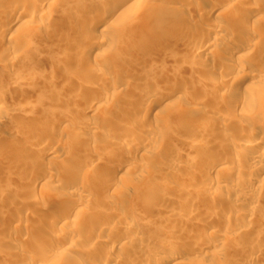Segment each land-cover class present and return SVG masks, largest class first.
<instances>
[{"label": "rangeland", "instance_id": "1", "mask_svg": "<svg viewBox=\"0 0 264 264\" xmlns=\"http://www.w3.org/2000/svg\"><path fill=\"white\" fill-rule=\"evenodd\" d=\"M235 1L238 5L232 1V5L226 3L224 9L219 10V12L226 13V17L217 18L210 15L209 18H206L208 21L212 20L209 23L201 22L200 19L197 21L202 12L195 11L196 0H183L181 2L180 0H147L145 3L136 6L130 15L123 16L115 26H111L112 23L107 25V20L106 23L103 21L104 23L101 22V25L92 28L97 34L96 36H104L108 40L103 48L105 52L92 59H86L84 56L78 63L72 61L71 58L68 60L69 57L67 56L64 57L63 47L66 45L69 49H74L77 40L84 38V35L79 32V27L84 21V13L88 7L84 0H54L49 3L47 8L48 18L35 16L31 19L28 18L29 22L24 25L26 32L18 30L16 33L4 37L3 41L0 38V264H13L15 261L31 262L30 259L33 255L26 252H16V247L30 246L29 248H32L39 240L52 241L58 232H62L61 226L59 224L52 225L51 220L54 211L58 210L60 214L64 208L56 204L40 207L36 205V202L42 194L51 192L59 195L65 193V190L62 189L61 185L53 182L51 183L53 188L49 191H42L39 187L31 189L28 184L35 181L34 170H31L32 173L26 171L31 175L24 174L23 171V174L21 172L19 174L18 171L22 162L30 157H37V164L39 165L37 171L43 168H55L59 161L58 164L68 165L69 171L86 172L87 170V174H89V177L84 181L89 185L88 187L78 188L81 190L68 193V196L78 200L90 215L89 220L84 224L90 232L85 228L87 232L83 230L84 233L77 234V241L70 245L66 251L68 255L74 257L73 264H102L109 257L105 246L113 244L115 235L117 233H123L125 237H127L126 234L129 235L126 233L124 224L113 223L107 214L111 215L112 212L122 209L124 211L121 212H125V217H131L135 222H138L145 217L146 211L150 209L159 208L161 211H165L171 210L172 207L176 208L177 203H175L176 205L171 203V199L163 197L160 198L161 200H156L155 195H150L142 188L135 187V184L141 183L142 180L152 175L146 172L148 166L143 169L146 173L143 170L141 172L138 170L129 174L130 182H133L131 184H129L130 182L128 184L120 183L112 186L106 192L102 186L98 185L107 174L105 173L107 168L100 162L103 152L108 151L112 154V159L105 160L110 169L125 158L134 161V163H146L152 156L151 152L144 147L145 141L148 140L146 138H140L137 141L138 144L136 143L137 145L129 150L109 143V141L120 139L122 141L127 140L126 142L129 143L131 140L127 135H121L119 130L106 128L102 123L109 116L123 120L127 114L131 113L139 118L134 123L136 128H142L146 131L154 130L149 139L155 143V148L157 146L156 152L154 150L156 156L158 155L164 160L171 155L183 156V159L187 161L200 159L202 166H199V163L197 168L190 167L196 170H193L195 171L194 178L207 176L210 180L217 181L214 187L209 186L205 190L222 197L221 201H219L220 199L219 202L216 201L215 209L208 208V201L207 204L205 201L200 205V207L205 206L207 213L201 214L198 222L206 221L209 223L207 228L199 229L181 219H176L174 224L172 223V228L177 233L179 232L181 235L185 232L184 234L187 235L183 234L186 237L182 239L180 245L187 237L189 239L185 240L186 243H184L185 247H188L187 253L177 254L176 259L179 260V263L264 264V197L262 196L261 199L257 200L241 199L235 204L232 202L236 199L235 197L240 196L234 190V186L239 183L246 189L248 188L249 192L259 189L264 192V173L259 172L260 167H264V159L255 164L245 160V158L239 159L237 155L241 154V151L231 140L234 136L243 137L247 133V128L243 127L242 122H245L249 117L248 120L257 124L261 129V136L259 135L258 138H260V145L264 150V78L258 79L249 75L248 78L241 79L249 72V74H256L264 70V53H261L263 42H256L255 49H253L255 50L254 54L249 53L246 58L231 56L230 54L233 43L239 39V36H243L244 28L247 30L255 28L264 33V0ZM17 2L26 8L32 3V0H0V13L5 9L20 13L24 9H15L14 4ZM165 6L173 10L175 15L163 23L161 30L141 33L140 26L130 27L132 23L147 18L152 19ZM253 7H260L261 9V13L257 17L250 19L244 25L236 21L239 16L244 18ZM182 15L191 17V20L184 21L185 23L183 22L179 26L180 18L185 17ZM26 18H24L25 21H27ZM2 23L0 20V26ZM216 25L227 27L231 32L232 40L229 42L226 40L224 42L213 41L204 50L195 52L192 48L196 38H192L191 41L180 38L181 34L189 29H198L195 32L198 34L199 32H207ZM47 30L54 31L55 36L52 35V39L62 40L64 45L56 46L50 41L39 42L40 33H45ZM137 34H140L139 38H137ZM95 39L96 37L92 38L93 41ZM184 41L186 42L184 43ZM19 42L21 45L18 44L14 47L16 49H13L16 59L9 66L2 54L7 53L8 45L14 46ZM203 56L205 57L203 58ZM43 57H46L47 60L44 61ZM136 64L140 69L138 70L139 73L137 72L139 78L133 73L134 75L132 74L130 78L133 77L128 79L132 80L129 82V84L131 83L130 86L135 85L132 83L134 76H136L137 83V79H139L137 85L141 87L144 84L149 86L151 84L153 91L142 90L141 97L130 98L129 89L131 87L129 86L127 89L123 87L120 91L111 90L113 91L111 98H104L102 96L104 90L107 91L113 82L120 81L119 78L131 73L130 68ZM54 66L57 67V70H54L56 72L53 76L54 79L52 78L49 83L38 81L40 84L27 87L25 81L22 80L23 82H18L16 88L10 91L9 85L14 79L15 71L20 70L24 75H27L28 73H36V69H38V73L43 70L40 73L46 75L48 72L46 76H50L51 72L49 71L51 67L55 68ZM233 67L240 68L239 70L242 72L238 76L234 75L229 78L227 72ZM91 68L99 69V71L91 70ZM209 68L217 71L211 70L209 73V71L207 72ZM102 70L104 71L100 72ZM82 79L85 81L83 80V85H79V81ZM84 84L86 88H83ZM24 86L26 90L22 88ZM150 98L155 100L151 101ZM27 100L33 102V105L37 102V107L31 108L27 112L22 111L14 114L13 106H20ZM242 101H250V104L255 106L252 108L254 110L251 111L252 109L250 110L246 106H242L238 110L229 104L230 102ZM95 103L101 105L94 113L95 116L86 121L87 123L96 122L99 130L91 134L87 130H83L81 124L80 126L77 125L73 119L88 112L87 107ZM200 104L209 107L208 109H211L212 112L211 115H219L228 119V124L212 122L208 115L200 116L199 114L190 116L189 120L186 121L188 123L184 120L178 124L175 123L179 118L178 111L187 106L193 107ZM201 121L202 123L205 122V128L209 127L204 128L203 134L204 130H200L202 128L196 127L194 129V125ZM209 130L213 133H210ZM107 132L109 136L103 139L102 133ZM190 137L196 141L208 140L207 142H211L212 146L208 145L205 149H201V147L189 148L184 140ZM12 143H16V146ZM51 146L59 147V155L61 156L56 155L49 161L48 150ZM154 153L152 154L155 157ZM200 155L204 157L202 158ZM215 155L224 157L226 163L211 167L209 160L214 159ZM91 161L93 164L91 163L92 165L89 166ZM221 167L224 168L221 169ZM190 168L181 175L182 179L173 177L174 180L187 181L191 176L192 170ZM89 170H94L91 175ZM8 173L12 178L8 176ZM233 174L237 175L236 178ZM93 179L99 181L97 185L92 183ZM134 179L135 181H133ZM112 191L118 196L120 195L121 198H125V201L121 202L120 197L109 200L108 196ZM105 193L109 194L105 196ZM172 198L176 199V197ZM248 210H251L252 217L246 216L245 212ZM149 215L153 217L156 214ZM12 217L19 220L15 224L16 229H11V221L9 220ZM241 223L246 226L245 230L239 227ZM225 225L229 227L227 235L221 233V228ZM67 226L69 228V224ZM67 226L64 227L63 231L66 230ZM100 226L103 228H99ZM107 226L109 228H106ZM24 227H27L26 234ZM145 229L142 227L137 233L143 239V246L132 242L128 244L116 242L113 244L116 249L110 256H118L119 259L123 260H120L118 264H130L132 259L146 261L144 264H158L163 255L161 253L163 249L158 243L160 237L156 232ZM19 230H21L20 234ZM205 231L219 233V240L221 239L222 244L225 245L224 250H216L211 247L207 249V255L195 253L192 250L195 246L194 241ZM94 238H102L104 243L95 245ZM222 250L226 252L224 253ZM246 250L249 251L250 256H253L252 259ZM223 254L226 255V258ZM244 255H248L249 259H246L247 257L245 258ZM217 256H221L219 257L220 260L217 259ZM63 259L68 260L64 257L55 261H40L36 264H64L67 261L62 263ZM239 260L240 262H238Z\"/></svg>", "mask_w": 264, "mask_h": 264}, {"label": "bare ground", "instance_id": "2", "mask_svg": "<svg viewBox=\"0 0 264 264\" xmlns=\"http://www.w3.org/2000/svg\"><path fill=\"white\" fill-rule=\"evenodd\" d=\"M53 1L54 0H32V3L29 6H27L26 8H25V6H22V4H19L17 2L14 4V8L17 10L20 8L24 9L20 13H18V12L16 13L14 11H8V9L2 10V12L0 13L1 14L0 20L3 22L0 26V32H1L0 38H1V40L3 41L4 37H6L8 35L10 36L11 34L16 33L18 30L25 31L24 25L29 22L28 18L31 19L33 16L48 18L49 14L47 13V8L49 6V3L53 2ZM84 1L88 7L84 13V17H83L84 21L81 23V25L79 27L80 28L79 32L84 35V38L77 40L74 49H69L66 45L63 44L62 40H53L52 35L55 34L54 31L47 30V32H45V33H40V38H39L40 39L39 42H41V43H46V42L50 41V42H52L53 45H56V46L64 45V47H63V49H64L63 54H65L64 57L67 56V57H69L68 60L71 58L72 61L74 60V62H77V63H78V61L82 60V57H84V56H86V59H92L94 57H98V56L102 55V52H105V51H103V48L107 44L108 40L104 36H99V37L96 36L97 34H95L94 29H92V28L97 27V25H99L101 22L104 23L107 20H108L107 25H111V23H112L111 26H115V24L118 21H120L123 16L130 15L134 11L136 6L145 3L147 0H99L98 2H94L96 0H84ZM181 1H183V0H180V2ZM184 1H186V0H184ZM232 1L235 5H238V4H236L235 0H196L195 5H194L195 11L198 13L202 12L201 15L199 14V18L197 19V21H199V19H200L201 22L203 21V22L211 23L212 20L208 21V19H206V18H209L210 15H213L214 17H217V18L226 17L227 14L226 13L224 14L221 11L219 12V10H223L224 6L227 5L226 3H228V5L229 4L232 5ZM259 9H260V7L259 8L253 7V9H251L244 16V18L239 16V18H237L236 21H238V22H240V24L244 25V23L249 22L250 19L252 20V18L257 17L261 13V9L260 10ZM48 12H49V10H48ZM174 15H175V12L171 9H168V7L165 6V8H163V10L160 13L156 14L152 19L147 18V19H144L143 21L132 23V24H130L131 25L130 27L135 28L136 26H140L141 33L142 32H149V31L150 32L151 31L157 32V31L161 30V28L163 27V23L167 19L172 18ZM182 16H185V15H182ZM25 17H27L26 18L27 21H25V19H24ZM190 20H191V17L189 18V16H187V15L185 17L180 18L179 26L182 25L184 21L188 22ZM212 23H214V22H212ZM111 26H108V27L110 28ZM244 30L245 31H244L243 36H239V39L238 40L236 39L237 41H235V42L233 41L234 42L233 43L234 44L233 49L230 50L231 56L236 55L237 57H240V56L245 57V58H246V56L248 57L249 53H253L255 51L253 49H255V44L258 41L263 42V49L261 50L262 51L261 53L263 54L264 53V35H263L264 33L261 30L255 29V28L254 29H248V30H247V28H244ZM197 31H198V29L195 30V28L189 29L188 31H184V33L181 34V37H180L186 41H189V40L191 41L192 38H196V39H194L195 42L192 41V42H194L193 43L194 46L192 49H194L195 52L199 51V50H204L213 41L218 42L217 40H219V41L224 42L226 40L229 42L232 40L231 32H229V29L227 27L224 28V27H220V26L216 25V27H211L207 32L205 31L204 33L199 32L198 34H196L195 32H197ZM136 36H137V38H139L140 34H137ZM93 37H96V39L94 41L92 40ZM1 40H0V42H1ZM186 41H184V43ZM18 44L21 45L20 42L17 43L16 45L14 44V46L8 45L7 49L5 48L7 53L5 55L2 54V57H4L6 59V62L8 63L9 66H11L16 59V56H14L15 51L13 49H16L14 47L18 46ZM103 56H104V54H103ZM204 57L205 56H203V58ZM210 58H212V57H210ZM41 60H42V58H41ZM43 60L45 61V60H47V58L43 57ZM37 68H39V67H37ZM42 68H41V70H42ZM56 68L57 67H55V68L51 67V69L49 71V72H51L50 76H46L48 74V72L46 71L45 68H44L45 73L47 72L46 75H44L43 73H40V72H43V70L38 73V71H37L38 69H36V73H34V74L28 73L27 75H24L23 72H21L20 70L15 71V75L13 77L14 79L11 81V83L9 85V87H11L10 91L13 88H16V85L18 82L25 81V83L27 84L26 85L27 87L29 85L31 86V85L38 84L39 82L40 83L41 82H48L49 83L50 81H52L53 76H55V73H56L55 71L57 70ZM92 69H94V68H91V70ZM130 69L132 70L131 73H128L126 76L124 75L122 78H119V79H121L120 81L116 80L115 82H113L111 84V87L107 88V91L104 90V92L102 93V96L104 98L107 99V97L109 98L110 96H112L111 92H113L114 90L120 91L123 89V87H126V89H127V87H129L131 85V83L129 84V82L130 81L132 82V80H128V79L130 78V76L133 73L135 75H137V72L139 73L138 70H140V69H139V66L137 64L134 65L133 67H131ZM239 69L240 68H234V67L232 69H230V71L227 72L228 77L230 78L234 75H237V76L240 75V72H242V70H239ZM96 70L99 71V69H96ZM211 70L217 71L213 68H209L207 70V72L209 71V73H210ZM103 71L104 70H102L100 72H103ZM32 72H33V69H32ZM213 73H215V72H213ZM249 73H247V74L244 73L245 75L241 79H246L249 77V75L253 76L255 78H258V79L264 78V70H262L261 72L256 73V74H254V73L249 74ZM137 78H139L138 75H137ZM133 79H134V82L132 84H135V85H133L132 87L130 86L131 87L129 89L130 90L129 91L130 92L129 93L130 98L141 97L142 92H143L142 90H144V91L145 90H147V91L152 90L153 91V85L151 86V84H150V86H149V85L144 84L140 87L139 85H137L139 83V79H137L138 83L136 81V76H134ZM83 80L84 79L79 81V85H83V83L85 81V80L84 81ZM23 85H25V84L23 83ZM85 86L86 85L84 84L83 88ZM22 88H24L26 90L25 86ZM111 90H113V91H111ZM101 99H100V101H101ZM153 99H151V101H153ZM151 101H149V102L152 103ZM96 102H98V101H96ZM35 103H36V105H35ZM35 103L33 105V102H30L27 100L24 104H22L20 106H18V105L13 106V112H15L14 114H18L22 111L27 112L31 108L34 109L35 107H37L38 103L37 102H35ZM229 104L233 108L238 109V110L241 109L242 106H246V107H248V109L250 108V110L255 107V106H253L254 104L253 105H252V103L250 104V101L230 102ZM99 105H101V104L95 103L94 105L92 104L91 106H88L87 107L88 112H85V113H83V115H80L76 119H73L74 122L79 126L81 124V127H83L82 129L87 130L91 134L98 132L99 129H98V126L96 125V122L94 123V121H92L90 123H87L86 120L95 116L94 113H96ZM208 108L206 106H202L201 104L198 106L194 105L193 107L192 106L191 107L190 106L184 107L182 110L178 111L177 115L179 118L176 120L175 123L178 124V122L183 121V120L186 122L189 120L190 116L195 115V114H197V115L199 114L200 116L201 115L202 116L208 115L209 117H211L210 121H212V122H219V123H222L223 125L228 124V121H227L228 119L221 117L219 115L218 116L214 115V114L211 115V113H212L210 111L211 109L209 110ZM253 110L254 109H252L251 111H253ZM135 116L136 115L131 113V114H127L126 118H124L123 120H121V119L118 120V119H115V117H111V116L106 118L105 121L102 123V125L104 127L109 128V129L111 128L112 130L117 129V130H119L121 135L122 134L127 135V137H130L129 140H131V141H129V143L126 142L127 140L122 141V139H120V140L117 139L118 141H109V140H107V141H109V143L111 145H114L117 147L122 146L123 148L129 150V149H132L133 146L138 144L137 141L140 140V138H146L148 140L145 141L146 143H145L144 147L146 150L151 152V155H152V156H150L151 158L148 161H146L147 164L144 162L134 163V161H130L127 158H125V160H123V161L118 160L119 162H117L110 169L108 166L109 164H107V162H105V160L112 159L111 158L112 154H111V152H108V151L103 152L102 157L100 158V162H101V164H103L105 166V168H107L106 172H105L107 174H106L105 178L101 181V183L98 181L99 182L98 185L102 186V188L105 189L104 191L106 192V190L112 188V186H114V185H117L120 183H124V184L127 183L128 184V182L131 181L129 174H131V173L133 174L135 171H138V170L141 172L143 169H146V166H148L147 167L148 171H146V172H149L152 175H150L148 173L150 176H148L145 180H142L141 183H139L137 185L135 184V187L140 188V189L142 188L144 191H146V193H148L150 195H155L156 200L163 198V197H166L169 200L171 199V203H174V204L177 203V206L175 209H174V207H172L171 210H165V211H161L159 208L150 209V210L146 211L145 217H143L138 222H135L131 217H125V215H124L125 212L124 213L121 212V211H124L122 209H121V211L119 210V211L114 212V213L112 212L111 215L107 214V217H109L113 223L124 224L125 229H126V233H129V235L126 234L128 238L125 237L123 235V233H121V234L117 233V235H115L116 238H115V241H113V244H116V242H118V243L120 242V244H128V243L132 242V243L138 244L139 246H143V244H144L143 239H141V237L138 236L137 233L140 231V229L142 227H145L146 231L152 230L153 232H156V234H158L160 237V238H158V243H159V246L162 247L161 249H163L161 251V253L163 255L161 256V259H160L161 261L158 262V264H180L179 260L176 259L177 254L187 253L188 247H185L184 243H186L185 240H189V239L187 237L185 240H183L184 245L183 244L180 245V242L182 241V239H184L187 235L184 234L185 233L184 232L181 235L184 234L186 236L183 235L184 236L183 237L179 234V232L177 233L176 230H174V228H172V225L174 224L173 222L176 219L177 220L181 219V220L185 221L186 223L188 222L189 224H191L193 226H197V228H199V229L207 228L209 223H207L206 221H203V220L198 222L199 216L201 214L203 215L204 213H207L205 208H204L205 206L200 207V205H201V203H203L205 201L207 204V201H208V208L209 209H215L217 206L216 201H218L219 199H220L219 201H221L222 197H218L213 192L211 193L209 191L210 192L209 193L208 191L206 192V190H205L209 186L214 187V185L216 184L217 181H212L207 176H205V177L201 176L200 178H194L195 177L194 172L196 170L191 169L190 167L197 168L198 164L201 161L200 159L196 160V161H194L193 159H192V161H190V160L187 161V160L183 159L184 158L183 156L171 155L170 157H166V159L164 160V159L160 158V156H158V155L156 156V154L154 153V150L157 148V146L155 148V146H154L155 143L151 142L149 139L152 137L154 130L150 129V130L146 131L145 129L143 130L142 128L141 129L136 128L134 126L135 125L134 123H135V121L137 122L136 119H139V118H137L138 116L137 117H135ZM248 119H249V117L247 118V120L245 122L243 121L244 123L242 122L243 127L247 128V133H245V135H243V137L234 136V137H232L231 140H232V143H234V145L239 147V149L241 151L240 153L242 155L241 154L237 155V156H239V159L242 160L245 158V160L250 161V162L255 164V163L259 162V160L264 159V150H263L262 146L260 145V142H261L260 138H258V136L261 133L260 132L261 129H260V127L257 126V124L251 123L250 120H248ZM186 123H188V122H186ZM204 123H202V121H201V122H198L196 125L193 124L195 126L194 129H196V127L202 128L200 130L201 131L204 130L202 132V134H203L205 132V129L209 128V127L205 128ZM155 131H156V129H155ZM193 132L195 133V131H193ZM210 133H213V132L210 131ZM82 134H83V136H85L83 132H82ZM102 136L104 137L103 139L107 138L109 136L108 132L102 133ZM153 137H155V136H153ZM209 140H210V138H209ZM184 141H185L186 146L189 148L201 147V149H203V148L205 149L208 145L210 147L212 146L211 142H207L208 140L207 141H200V140L196 141V140L191 139V137H190V138L185 139ZM12 144L14 146H16V143H12ZM10 145H11V143H10ZM88 149H89V147H88ZM156 150H155V152H156ZM59 151H60L59 147L51 146L50 149L48 150V160L49 161L52 160L53 157L56 155L61 156V155H59ZM152 153L155 154V157L153 156ZM200 156L202 158L204 157L203 155H200ZM7 157L9 158V156H7ZM29 159L28 160L25 159L22 162V165L20 167H18L19 168L18 171H19V174H20V172H21V174H23V172L25 174V173H27L26 171H31V170L33 171L34 170L33 175L36 176V177H34L35 181L32 180L33 182L28 184L31 187V189L39 187L42 191H46V190L49 191L50 189L53 188V185L51 184L53 182V183L61 185L62 189L65 190V193H61L59 195L52 194L51 192H50L51 194L50 193L49 194H42V196L39 198L38 202H36V205H39L40 207L43 205L46 206V205H50V204H56L59 207L64 208L62 210V212L60 213L61 215L59 214L58 210L56 212L54 211L53 218L51 220L52 225L59 224L61 226L63 233L62 232L57 233V231H56L57 234H56V236H54V239L52 238L53 239L52 241L39 240L38 242L35 243L34 247L32 246V248H29L30 246H25V248L21 247V246L16 247L17 248L16 252H23V253L26 252V253L31 254L33 256H31V259H30L31 262L15 261L13 264H36L37 262H40V261L41 262H45L47 260L48 261H55V260H59L60 258H64V257H66L68 260L63 259L62 263L67 261L64 264H73L72 261H74V257L71 255H68V253L66 251L68 250L70 245H72L73 243H75L77 241V239H78V237L76 236L77 234H80V232L84 233V231L87 232V230H85V228H87V227H85L84 224L89 220L90 215L85 210V207H82V204L78 200L69 197L68 193L78 192L82 189V187H84V188L88 187L89 185L86 184L84 181L89 177V174H87V170H86V172L81 171L82 173L81 172H72L71 170L69 171L68 165L66 166L63 164H58L59 161L57 163L55 162L56 163L55 168H52V169L43 168L42 170L37 171V169L39 167V165L37 164V157L35 158V156H34V157H30ZM209 161H211L210 162L211 167L219 166L223 163H226L224 157L219 156V155L218 156L215 155L214 159L209 160ZM91 163H92V161L89 163L90 164L89 166H91L93 164V163L92 164ZM200 164H199V166H202V164L201 165ZM257 167H258V165H257ZM188 168H190L192 171L190 173L191 176L189 177V179H187V181L185 180L184 182H182V180H174V178L177 179L179 177H180V179H182L181 175L185 174L187 172ZM223 168L224 167H221V169H223ZM94 170H95V168H94ZM193 170H195V171H193ZM32 171H31V173H32ZM93 171H90V175H91V172H93ZM143 171L145 172V170H143ZM259 172H261L262 174L264 173V167L263 166L260 167ZM241 173H242V171H241ZM27 174H30V173H27ZM233 175L236 178L237 175H235V174H233ZM8 176L10 178H12L10 176V173H8ZM238 178H239V176H238ZM133 181H135V179ZM98 182L95 179H93V181H92V183L94 185H97ZM131 183H133V182H130L129 184H131ZM56 184H54V186H56ZM239 184L234 186V190L236 191L237 195L238 194L240 195V196L235 197L236 199L233 198V199H235L232 201L234 204L236 202L238 203L241 199L245 200L246 198L247 199L250 198V199H256L257 200V199H261L262 196L264 197V192H261L260 189L258 191L249 192L248 188H247L248 189L247 190L244 186H241ZM90 185H91V183H90ZM244 185H245V183H244ZM78 188H81V189H78ZM156 191H157V193H156ZM108 194L105 193V196H107ZM216 194H219V193H216ZM150 195H147V196L149 197ZM108 197H109V200H112V199L120 197V195L118 196L117 194L114 193V191H112V192H110ZM172 197H176V199L172 198ZM119 199H121L120 200L121 202L125 201L124 200L125 198L123 199V197L122 198L120 197ZM181 199H182V201H181ZM250 208H251V210H253L252 207H250ZM251 210L250 211L248 210V212H245L246 216L252 217ZM153 213L156 214V215H154L156 217H154V216L151 217L149 215V214H153ZM9 221H11L10 222L11 223V229L12 228L16 229L15 224H17L19 222V220H17L16 217H12V218H10ZM68 224H69V228L67 226ZM66 226H67L66 230L63 231L64 227H66ZM108 226L106 228H109ZM101 227L102 226H100L99 228H101ZM239 227L242 230L246 229V226L242 223L239 224ZM24 228H25L24 232L26 234L27 227H24ZM228 228L229 227L227 225L223 226L221 228L222 229L221 233L226 234L228 232ZM19 229H21V228H19ZM20 231L21 230H19V234H20ZM88 231H89V229H88ZM24 232H23V234H24ZM219 236H220L219 233H215L212 231L211 232H206V231L203 232L202 235L200 237H198L197 240L194 241L195 246H194V249L192 248V250L197 254L204 253V255L208 252L207 249L211 248V247L215 248L216 250L217 249L218 250L219 249L224 250L225 245H224V243L222 244L221 239L219 240ZM127 239H129V240L126 242ZM93 241H94L95 245H99V244L104 243V240L102 238L101 239L94 238ZM113 244L105 246L106 251H107L106 253L109 255V257L107 259H105V261L103 260L104 262L102 264H118L120 262L121 259H119L118 256H114V257L110 256L112 254V252H114V250L116 249ZM180 246H182V247H180ZM255 251H258V250L255 249ZM247 252L249 255V251H247ZM232 253H234V252H232ZM255 253L257 254L258 252H255ZM227 255L230 256L229 253H227ZM248 255H246V256L244 255L245 258L247 257L246 259H249ZM253 255H255V254H253ZM223 256H224V254H223ZM232 256H234V255L232 254ZM219 257H221V256H219ZM219 257L217 256V259L220 260ZM250 257L252 259L253 256L251 255ZM236 258H239V257H236ZM121 261H123V260H121ZM139 261H135L132 259L129 263L130 264H144V262H146V261H144V262L143 261L139 262ZM238 262H240V260Z\"/></svg>", "mask_w": 264, "mask_h": 264}]
</instances>
